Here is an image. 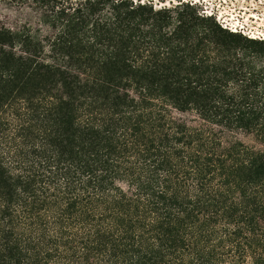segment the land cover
<instances>
[{
    "label": "trees",
    "instance_id": "trees-1",
    "mask_svg": "<svg viewBox=\"0 0 264 264\" xmlns=\"http://www.w3.org/2000/svg\"><path fill=\"white\" fill-rule=\"evenodd\" d=\"M11 1L0 264H264V39L185 0Z\"/></svg>",
    "mask_w": 264,
    "mask_h": 264
},
{
    "label": "rangeland",
    "instance_id": "rangeland-1",
    "mask_svg": "<svg viewBox=\"0 0 264 264\" xmlns=\"http://www.w3.org/2000/svg\"><path fill=\"white\" fill-rule=\"evenodd\" d=\"M159 5L176 0H165ZM198 4L202 12L212 15L216 21L235 27L242 34L248 33L264 39V0H185ZM34 12L26 3L0 0V26L19 27L25 23L34 24ZM236 30V31H237ZM253 37V38H254ZM257 38V37H256ZM243 140H247L241 136Z\"/></svg>",
    "mask_w": 264,
    "mask_h": 264
},
{
    "label": "built area",
    "instance_id": "built-area-1",
    "mask_svg": "<svg viewBox=\"0 0 264 264\" xmlns=\"http://www.w3.org/2000/svg\"><path fill=\"white\" fill-rule=\"evenodd\" d=\"M204 14H205V13H204ZM218 22H219V21H218ZM219 23H220V25H221L222 27H224V28H226V29H228V30H230V31L238 32V30L235 29V27H231V25L223 24V23H221V22H219ZM236 30H237V31H236ZM242 34H244V35H246V36H248V37H251V38L254 37L253 35H250V34H248V33H243V32H242ZM256 37L260 39L259 36H256ZM256 37H254V38H256Z\"/></svg>",
    "mask_w": 264,
    "mask_h": 264
}]
</instances>
